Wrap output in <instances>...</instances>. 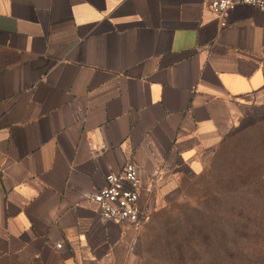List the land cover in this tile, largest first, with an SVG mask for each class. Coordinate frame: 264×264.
Returning <instances> with one entry per match:
<instances>
[{
  "label": "crops",
  "instance_id": "crops-1",
  "mask_svg": "<svg viewBox=\"0 0 264 264\" xmlns=\"http://www.w3.org/2000/svg\"><path fill=\"white\" fill-rule=\"evenodd\" d=\"M258 105L257 7L223 27L203 0H0V264H131L139 230L91 195L128 162L142 204L201 173Z\"/></svg>",
  "mask_w": 264,
  "mask_h": 264
},
{
  "label": "trees",
  "instance_id": "trees-1",
  "mask_svg": "<svg viewBox=\"0 0 264 264\" xmlns=\"http://www.w3.org/2000/svg\"><path fill=\"white\" fill-rule=\"evenodd\" d=\"M171 231L170 264H264V145Z\"/></svg>",
  "mask_w": 264,
  "mask_h": 264
},
{
  "label": "rangeland",
  "instance_id": "rangeland-1",
  "mask_svg": "<svg viewBox=\"0 0 264 264\" xmlns=\"http://www.w3.org/2000/svg\"><path fill=\"white\" fill-rule=\"evenodd\" d=\"M263 145L264 105H258L242 117L234 132L214 150L204 171L194 174L185 168L170 174L155 195L143 203L149 219L139 230L136 257L131 264H170L171 231L188 217L197 216V210L204 207L207 197L222 185L233 167L252 165Z\"/></svg>",
  "mask_w": 264,
  "mask_h": 264
},
{
  "label": "built area",
  "instance_id": "built-area-1",
  "mask_svg": "<svg viewBox=\"0 0 264 264\" xmlns=\"http://www.w3.org/2000/svg\"><path fill=\"white\" fill-rule=\"evenodd\" d=\"M206 7L220 17V24L228 25L230 13L238 4H248L264 12V0H203ZM143 184L138 167L133 162L121 171L108 176L107 184L97 189L91 200L98 206L103 220L127 224L140 230L149 216L142 204ZM62 244L58 243L57 247Z\"/></svg>",
  "mask_w": 264,
  "mask_h": 264
}]
</instances>
